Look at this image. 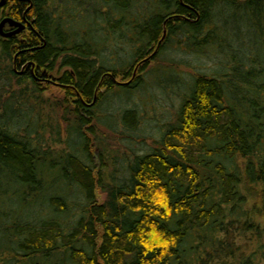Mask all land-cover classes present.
I'll list each match as a JSON object with an SVG mask.
<instances>
[{
	"label": "trees",
	"instance_id": "obj_1",
	"mask_svg": "<svg viewBox=\"0 0 264 264\" xmlns=\"http://www.w3.org/2000/svg\"><path fill=\"white\" fill-rule=\"evenodd\" d=\"M4 16L25 27L0 35V264H264V0H5ZM172 44L221 69L132 135L136 108L100 105L178 66L160 63Z\"/></svg>",
	"mask_w": 264,
	"mask_h": 264
},
{
	"label": "rangeland",
	"instance_id": "obj_2",
	"mask_svg": "<svg viewBox=\"0 0 264 264\" xmlns=\"http://www.w3.org/2000/svg\"><path fill=\"white\" fill-rule=\"evenodd\" d=\"M108 53V50L105 51ZM125 55V52L123 54ZM123 59V57L121 56ZM160 63L168 66L166 59H175L177 66L173 63L172 68L167 70H158L156 66L151 65L143 75L147 83L136 87L124 95L130 89L120 87L121 95L111 94L114 103H101L100 108L109 109L117 112L120 106L136 108L132 112L123 113L128 119H139L137 127L129 130L132 135H143L145 137L155 136L160 130V124L170 120L179 106V99L186 90L195 70L215 72L221 69L222 53L218 51H191L181 48L177 44H172L160 53ZM165 60V61H164ZM118 88V87H117ZM61 90L56 85L48 87L49 92L59 93ZM125 96V97H124ZM111 97V98H112ZM116 101L118 103H116ZM125 101V102H124ZM108 106V107H106ZM123 112V111H122ZM127 144L132 148H141V142L128 141Z\"/></svg>",
	"mask_w": 264,
	"mask_h": 264
},
{
	"label": "water",
	"instance_id": "obj_3",
	"mask_svg": "<svg viewBox=\"0 0 264 264\" xmlns=\"http://www.w3.org/2000/svg\"><path fill=\"white\" fill-rule=\"evenodd\" d=\"M5 3V0H0V6ZM12 27L11 29H5V26ZM25 27V24L17 19H14L9 16H4L0 19V35L1 36H11L20 32Z\"/></svg>",
	"mask_w": 264,
	"mask_h": 264
},
{
	"label": "flooded vegetation",
	"instance_id": "obj_4",
	"mask_svg": "<svg viewBox=\"0 0 264 264\" xmlns=\"http://www.w3.org/2000/svg\"><path fill=\"white\" fill-rule=\"evenodd\" d=\"M7 26V25H6ZM11 28H13V26L12 27H7V29H11ZM21 65L22 64H19V65H16V67L17 66H19L20 68H21ZM45 71V70H44ZM36 77H38L39 79H41V80H43V81H55V79H52V77L51 76H49V74L48 73H44L43 75H38V76H36ZM48 83H50V82H48ZM52 84H55V83H52Z\"/></svg>",
	"mask_w": 264,
	"mask_h": 264
},
{
	"label": "bare ground",
	"instance_id": "obj_5",
	"mask_svg": "<svg viewBox=\"0 0 264 264\" xmlns=\"http://www.w3.org/2000/svg\"><path fill=\"white\" fill-rule=\"evenodd\" d=\"M25 65H26V63H22L21 68L19 66H17V67L14 66V70L17 71V73H22L25 70Z\"/></svg>",
	"mask_w": 264,
	"mask_h": 264
}]
</instances>
